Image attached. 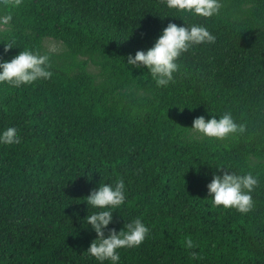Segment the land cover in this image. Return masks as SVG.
<instances>
[{"label": "trees", "instance_id": "16d2710c", "mask_svg": "<svg viewBox=\"0 0 264 264\" xmlns=\"http://www.w3.org/2000/svg\"><path fill=\"white\" fill-rule=\"evenodd\" d=\"M220 3L217 16L193 19L166 0H0L15 31L0 33L3 59L41 52L49 38L73 57L103 55L117 79L99 87L88 73L50 69L49 80L0 85V130L20 136L0 145V264H99L86 253L96 235L83 224V199L118 179L127 200L109 228L136 217L150 228L140 247L120 250V264H264V166L249 165L250 155L264 159V0ZM183 22L205 26L216 42L183 54L175 83L157 88L146 70H129V55ZM13 39L17 48L3 55ZM229 111L247 126L234 143L184 142L196 117ZM225 164L258 176L254 212L212 206L207 185Z\"/></svg>", "mask_w": 264, "mask_h": 264}, {"label": "clouds", "instance_id": "9594fccd", "mask_svg": "<svg viewBox=\"0 0 264 264\" xmlns=\"http://www.w3.org/2000/svg\"><path fill=\"white\" fill-rule=\"evenodd\" d=\"M168 9L187 14L193 19H210L217 16L221 10L220 0H166ZM12 20L10 15L0 18V24H8ZM216 36L203 25L191 23L177 25L169 23L147 51H137L135 55L127 57L126 66L132 70H146L157 88H167L175 83V74L179 71L178 60L194 47L205 44H215ZM13 39L4 43L3 55H7L17 48ZM50 58L47 54L24 48L10 60L0 56V85H9L14 88L30 86L35 82L49 80L53 76ZM183 112L184 108H180ZM189 139L199 141L208 139L224 141L244 135L247 126L238 123L232 113L225 112L210 118L196 117ZM194 134V135H192ZM20 143V136L15 127L0 130V145L12 146ZM211 183L207 185L208 195L213 207H222L225 210L234 209L240 214H248L254 207L252 193L259 185L257 175L252 172L238 174L230 165L215 167ZM127 191L125 181L118 179L112 183H100L92 190L83 203L87 205L88 214L83 219L85 226H90L96 238L90 243L86 253L99 264H120L121 249L140 247L149 235L150 228L141 217L128 220L123 228L117 232L109 228L113 224V212L125 205ZM78 215V214H77ZM184 247H196L190 237L184 239ZM191 259L198 260L197 253H191Z\"/></svg>", "mask_w": 264, "mask_h": 264}, {"label": "rangeland", "instance_id": "374dc122", "mask_svg": "<svg viewBox=\"0 0 264 264\" xmlns=\"http://www.w3.org/2000/svg\"><path fill=\"white\" fill-rule=\"evenodd\" d=\"M0 33L13 34L15 33V31L9 23L0 24ZM40 53L47 54L49 56L51 70L53 71L61 72L68 76H74L81 73H88L93 76L95 84L99 87H113L117 84V79H114L112 75L103 68V64L106 62V58L103 55L97 54L93 61H90L87 57H73L67 46L62 41L49 38L43 40ZM133 90L134 88L130 86L126 88H121L117 91L116 97L131 92ZM190 134L191 130H189L184 136V142L206 143L219 148L231 145L239 139L238 137L235 139H227L224 141H214L208 139L192 141L189 139ZM249 165L252 170L258 169L259 167L264 166V159H261L255 155H250ZM252 198L253 201L257 199L255 192L252 193Z\"/></svg>", "mask_w": 264, "mask_h": 264}]
</instances>
